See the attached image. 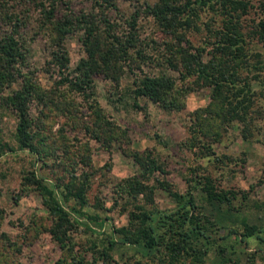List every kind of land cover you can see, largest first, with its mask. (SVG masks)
<instances>
[{
  "label": "trees",
  "instance_id": "obj_1",
  "mask_svg": "<svg viewBox=\"0 0 264 264\" xmlns=\"http://www.w3.org/2000/svg\"><path fill=\"white\" fill-rule=\"evenodd\" d=\"M133 1L128 12L121 9L119 0H0V98L7 89L4 99L17 117L16 142L54 172L61 166L52 183L33 168L25 170L21 179L23 192L33 190L41 195L47 221L40 225L66 254L54 264H96L99 259L105 264H128V260L121 262L114 256L116 249L124 254L128 249L125 243L136 244L140 251V256L133 255L131 264H145L142 256L153 264H177L186 258L192 264H204L211 247L207 232L217 226L225 205L228 218L241 222L243 237L258 229L245 215L239 217L234 212L229 192L213 187L207 176L196 177L191 172L188 188H174L168 179L156 174L165 172L163 163L150 149H144L132 151L141 165L140 172L117 184L116 194L122 198V208L129 212L127 225L112 228L120 239L108 233L100 238L90 236L87 246L76 249L72 232L79 226L93 230L87 219L76 220L72 209L84 218L98 220L97 215L83 209L89 201L87 191L95 170L83 149L88 143L76 129L81 127L77 118L81 100L87 102L94 116L93 121L82 122L85 134L107 145L117 126L94 96L95 76L109 78L117 87L128 71L134 74L130 87L133 96L146 97L165 108H183L189 91L208 87L209 102L190 112L191 139L203 136L214 140L227 121L237 117L244 122L258 93L250 77L242 75L238 67L249 61L247 36L264 44V2L260 4L262 14L246 32L239 16L246 12L247 0ZM211 9L223 14L222 23L214 27L205 22L209 35L196 44L188 33L201 29L200 12ZM143 15L152 17L167 37H142L138 21ZM40 34L46 40L41 69L49 74V86L41 83L26 60L29 41ZM71 34H76L81 44V54L73 65L67 42ZM32 102L37 104L36 115L31 113ZM134 104L139 105L137 101ZM60 116L65 117L64 122L53 131ZM8 149L10 144L3 139L0 127V157ZM158 185L168 189L175 208L163 211L148 205L154 202ZM58 190L65 203H74L67 207L57 197ZM204 200L211 211L205 209ZM226 247L215 245L216 264L232 259ZM234 262L264 264L255 260L253 251Z\"/></svg>",
  "mask_w": 264,
  "mask_h": 264
},
{
  "label": "rangeland",
  "instance_id": "obj_2",
  "mask_svg": "<svg viewBox=\"0 0 264 264\" xmlns=\"http://www.w3.org/2000/svg\"><path fill=\"white\" fill-rule=\"evenodd\" d=\"M247 2L246 12L239 16L246 32L262 14L260 4L264 0ZM89 3L88 1L87 4ZM131 3L135 1L119 0V5L124 11L131 10ZM222 18L223 14L219 11L201 10L198 19L201 29L189 32V37L196 44L202 42L209 35L206 23L217 27L221 25ZM138 27L142 37L162 40L168 35L150 16H141ZM246 39L247 46L250 47L249 61L243 63L244 67L238 68L242 75L247 74L250 77L252 88L258 93L245 113V121L237 117L227 121L225 126H222L220 136L214 140L203 136H199V139L193 138L195 141L191 139L193 129L190 112L209 102L208 87L201 86L189 91L183 108H165L146 97L135 98L130 91L134 74L128 71L124 73L117 87L109 78L102 75L94 77V96L108 118L117 126L112 131L114 136L107 145L104 140L100 142L85 134L82 122H91L94 116L87 102L81 100L77 111L81 127L76 129L79 130L82 141L88 143L83 149L89 153L95 170L87 191L89 201L83 209L91 215H97L98 220L95 222L91 218H84L72 209L76 220L87 219L93 230L87 231L83 226H79V230L72 232L77 250L88 245L90 236L100 238L108 233L120 239V234L113 232L112 228L127 225L129 212L122 208V198L116 194L117 184L122 178L138 174L141 170V165L134 159L132 151L150 149L152 155L156 156L166 169L165 172L156 174L168 179L174 188L181 191L188 188V178L193 176L191 172L196 177L199 174L207 176L211 179L213 187L229 192L230 203L239 217L245 215L248 221L258 225L254 234L243 237L240 234L243 230L241 222L228 218L225 213L226 205H223L224 211L217 226L207 232L211 241L208 244L211 247L205 256L204 264H216V244H225L226 254L232 257L225 264H235L234 259H244L252 251L256 261L264 262V44L256 37L249 39L247 36ZM67 42L70 62L73 65L81 54V44L76 34L69 35ZM45 46L43 34L31 38L26 60L29 68L35 69L34 73L41 83L49 86V74L41 69ZM257 65L261 67L258 68ZM144 68L148 69L147 65ZM6 93L7 89L0 98V127L3 139L10 144L11 149L6 150L0 157V264H54L60 255L66 254L40 225L47 221L41 195L33 190L23 192L21 179L25 170L33 168L45 177L47 182L52 183L54 177L61 173V166H57L54 172V168L44 165L35 153L18 147L15 138L17 117L4 99ZM76 99L79 101L80 97ZM134 101L139 105L136 106ZM36 105V102L31 103L32 115L38 113ZM64 118H58L53 124V131L64 122ZM245 126H248V129ZM57 192V197L67 207L74 203L72 200L65 203L62 194L59 190ZM116 197L118 201H115ZM96 199L99 200L98 203ZM203 203L205 209L211 211L209 203L206 200ZM148 205L163 211L176 207L168 189L159 185L155 189L154 202ZM223 217L226 218L223 220ZM231 227L236 230H231ZM125 244L128 249L124 254L120 255L116 249L114 256L121 262L128 260V264H131L133 255L140 256V251L136 244ZM88 258L90 259V256ZM142 259L145 264H153V261L145 256H142ZM96 264L105 263L99 259ZM177 264L192 262L186 258Z\"/></svg>",
  "mask_w": 264,
  "mask_h": 264
}]
</instances>
